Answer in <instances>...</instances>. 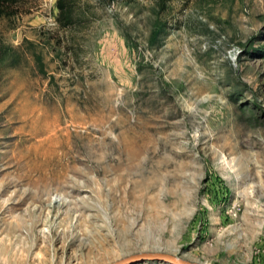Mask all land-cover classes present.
Returning <instances> with one entry per match:
<instances>
[{
  "label": "rangeland",
  "instance_id": "rangeland-1",
  "mask_svg": "<svg viewBox=\"0 0 264 264\" xmlns=\"http://www.w3.org/2000/svg\"><path fill=\"white\" fill-rule=\"evenodd\" d=\"M55 2L0 17V264H264V0Z\"/></svg>",
  "mask_w": 264,
  "mask_h": 264
},
{
  "label": "trees",
  "instance_id": "trees-1",
  "mask_svg": "<svg viewBox=\"0 0 264 264\" xmlns=\"http://www.w3.org/2000/svg\"><path fill=\"white\" fill-rule=\"evenodd\" d=\"M120 0H56V26L59 30H85L99 20L98 7L110 6ZM158 9L163 12L173 0H155ZM23 0H0V17H13L20 14ZM100 8V9H101ZM99 9V8H98ZM73 39V38H70Z\"/></svg>",
  "mask_w": 264,
  "mask_h": 264
},
{
  "label": "water",
  "instance_id": "water-1",
  "mask_svg": "<svg viewBox=\"0 0 264 264\" xmlns=\"http://www.w3.org/2000/svg\"><path fill=\"white\" fill-rule=\"evenodd\" d=\"M140 259H147L151 261H157V262H163L166 264H191L182 260L175 259L173 256L168 255V254H161V253H148V254H143L139 257Z\"/></svg>",
  "mask_w": 264,
  "mask_h": 264
},
{
  "label": "bare ground",
  "instance_id": "bare-ground-1",
  "mask_svg": "<svg viewBox=\"0 0 264 264\" xmlns=\"http://www.w3.org/2000/svg\"><path fill=\"white\" fill-rule=\"evenodd\" d=\"M105 253V252H104Z\"/></svg>",
  "mask_w": 264,
  "mask_h": 264
}]
</instances>
